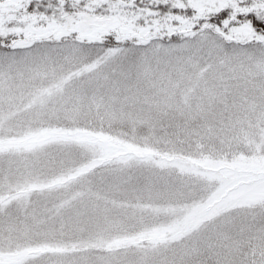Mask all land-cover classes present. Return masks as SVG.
Returning a JSON list of instances; mask_svg holds the SVG:
<instances>
[{
  "label": "snow or ice",
  "instance_id": "6c2138e0",
  "mask_svg": "<svg viewBox=\"0 0 264 264\" xmlns=\"http://www.w3.org/2000/svg\"><path fill=\"white\" fill-rule=\"evenodd\" d=\"M0 264H264V0H0Z\"/></svg>",
  "mask_w": 264,
  "mask_h": 264
}]
</instances>
